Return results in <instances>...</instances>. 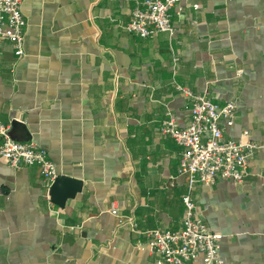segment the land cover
I'll list each match as a JSON object with an SVG mask.
<instances>
[{"label":"crops","instance_id":"obj_1","mask_svg":"<svg viewBox=\"0 0 264 264\" xmlns=\"http://www.w3.org/2000/svg\"><path fill=\"white\" fill-rule=\"evenodd\" d=\"M136 1L22 0L23 56L0 39V123L82 184L58 207L37 167L0 161V264H158L144 232L180 227L188 184L183 147L158 131L189 124L178 88L236 103L223 134L257 146L247 175L191 195L223 264H264V0H183L175 33L151 38L125 30Z\"/></svg>","mask_w":264,"mask_h":264},{"label":"built area","instance_id":"obj_2","mask_svg":"<svg viewBox=\"0 0 264 264\" xmlns=\"http://www.w3.org/2000/svg\"><path fill=\"white\" fill-rule=\"evenodd\" d=\"M183 0H138L125 30L140 38H151L159 32L172 36L176 28L171 11H182ZM22 0H0V39L11 43L16 58L24 54L25 20L21 13ZM198 8L197 4L192 6ZM176 62L177 60L174 59ZM189 99V124L180 129L172 119L162 122L158 131L170 136L183 147L179 159V174L188 179L187 191L181 200L184 212L177 230L151 229L144 232L145 244L158 264H223L219 255L222 235L211 231L198 215L191 191L196 183L212 185L218 179L241 183L247 175L249 159L257 146L248 140V132L241 138L224 137L223 128L231 127L236 113L233 100L223 105L211 102L206 94L194 95L178 88ZM0 161L13 169L35 166L45 187L57 177L54 164L36 143L18 142L11 138L9 125L0 123ZM110 213L119 226L136 224L131 218L120 216L114 205Z\"/></svg>","mask_w":264,"mask_h":264},{"label":"water","instance_id":"obj_3","mask_svg":"<svg viewBox=\"0 0 264 264\" xmlns=\"http://www.w3.org/2000/svg\"><path fill=\"white\" fill-rule=\"evenodd\" d=\"M79 180L57 176L48 191L49 200L58 207H64L68 199H73L81 191Z\"/></svg>","mask_w":264,"mask_h":264}]
</instances>
